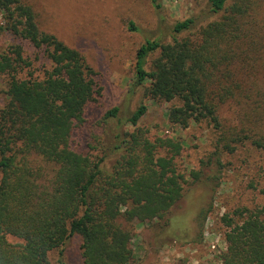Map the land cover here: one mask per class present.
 Here are the masks:
<instances>
[{"label": "trees", "instance_id": "16d2710c", "mask_svg": "<svg viewBox=\"0 0 264 264\" xmlns=\"http://www.w3.org/2000/svg\"><path fill=\"white\" fill-rule=\"evenodd\" d=\"M149 2L161 8L160 0ZM208 3L216 20L194 33L195 19L178 21L172 32L186 36L141 44L135 86H144L153 101L178 103L167 112L171 125L212 126L216 151L233 154L247 142L264 149V0ZM0 34L19 41L0 53V75L7 78L0 109V264H49L50 252L64 264L63 246L74 236L81 240L82 264H131L133 234L122 223H167L186 183L174 163L181 143L150 139L136 128L146 112L140 105L125 120L117 108L104 114L105 123L134 128L114 137L110 165L108 154L91 159L72 151L71 135L99 96L94 72L79 51L39 28L34 8L23 0H0ZM23 43L49 62L43 77L24 73L31 61ZM227 106L230 120L222 117ZM44 165L55 166L48 183H41ZM233 216L239 222L221 217L227 229L221 264H264V206Z\"/></svg>", "mask_w": 264, "mask_h": 264}, {"label": "rangeland", "instance_id": "374dc122", "mask_svg": "<svg viewBox=\"0 0 264 264\" xmlns=\"http://www.w3.org/2000/svg\"><path fill=\"white\" fill-rule=\"evenodd\" d=\"M32 5L39 28L54 35L66 46L84 57L94 72L99 89L97 100L86 110L85 123L74 129L69 145L72 151L91 159L108 154L107 163L114 162L110 152L114 137L130 125L103 121L106 112L117 108L120 120L128 118L138 106L146 112L136 128L145 129L150 139L167 137L179 141L182 151L174 160L183 175L182 197L170 210L167 223L137 221L123 226L132 230L134 258L131 264H221L220 254L225 250L221 221L236 210H255L264 206V149L254 148L247 142L233 154L216 151L218 132L205 122L190 123L186 129L168 122L167 112L174 102H157L144 94V86H135L134 63L137 49L145 40L169 43L181 39L185 33L174 34L172 26L185 19H195L196 32L214 21L219 15L209 12L208 0H160L155 10L149 0H23ZM130 24L135 30H129ZM19 41L0 34V53ZM24 57L31 61L32 72L41 78L49 71V62L26 43ZM157 54L148 58V62ZM148 70V65H146ZM7 78L0 75V109L4 106ZM222 117L231 119L232 108L225 107ZM214 152H218V166ZM211 157V162L207 164ZM41 183H48L55 166L44 165ZM193 172L198 173L195 179ZM204 211V218H198ZM202 216V217H203ZM8 242L18 241L8 238ZM57 252L48 253L49 264H57ZM64 264H82L81 240L70 238L63 246Z\"/></svg>", "mask_w": 264, "mask_h": 264}]
</instances>
